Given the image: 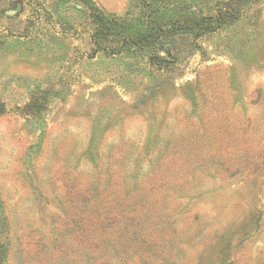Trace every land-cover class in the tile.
<instances>
[{"label": "rangeland", "instance_id": "374dc122", "mask_svg": "<svg viewBox=\"0 0 264 264\" xmlns=\"http://www.w3.org/2000/svg\"><path fill=\"white\" fill-rule=\"evenodd\" d=\"M162 4L0 0V264H264V0Z\"/></svg>", "mask_w": 264, "mask_h": 264}, {"label": "trees", "instance_id": "16d2710c", "mask_svg": "<svg viewBox=\"0 0 264 264\" xmlns=\"http://www.w3.org/2000/svg\"><path fill=\"white\" fill-rule=\"evenodd\" d=\"M83 1L90 9V15L95 24L92 35L95 54L104 52L108 56L118 57L126 54L125 52L132 46L144 48L151 45L154 48L158 42L173 36L177 30H185L178 20L170 19L166 24L164 23L165 15L160 14L163 10V0L145 3L144 15L139 18V26L127 25L129 23L128 13V16L115 20L118 18L116 15L104 12L92 0ZM146 13L147 18H145ZM192 26L193 24L188 25L187 28L190 29ZM134 29L137 32L130 34ZM130 55L133 54H128L129 57Z\"/></svg>", "mask_w": 264, "mask_h": 264}, {"label": "water", "instance_id": "95a60500", "mask_svg": "<svg viewBox=\"0 0 264 264\" xmlns=\"http://www.w3.org/2000/svg\"><path fill=\"white\" fill-rule=\"evenodd\" d=\"M156 61H159L160 63H165L166 62L164 60H159V59H156Z\"/></svg>", "mask_w": 264, "mask_h": 264}]
</instances>
